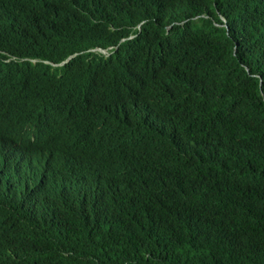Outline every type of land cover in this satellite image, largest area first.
Instances as JSON below:
<instances>
[{
  "label": "trees",
  "instance_id": "1",
  "mask_svg": "<svg viewBox=\"0 0 264 264\" xmlns=\"http://www.w3.org/2000/svg\"><path fill=\"white\" fill-rule=\"evenodd\" d=\"M34 99L115 158L90 209L0 193L19 264H264V0H0V112Z\"/></svg>",
  "mask_w": 264,
  "mask_h": 264
},
{
  "label": "clouds",
  "instance_id": "2",
  "mask_svg": "<svg viewBox=\"0 0 264 264\" xmlns=\"http://www.w3.org/2000/svg\"><path fill=\"white\" fill-rule=\"evenodd\" d=\"M111 49L97 47L92 51L108 57ZM72 59L45 64L62 68ZM114 158L113 146L102 141L97 129L63 126L45 111L40 99L11 113L0 112V193L16 201H25L31 195L45 202L76 203L90 209V179L73 178L68 172L84 165L99 174L110 172ZM0 209L4 211L1 205ZM6 220L4 211L0 218V264H19L28 247L9 232Z\"/></svg>",
  "mask_w": 264,
  "mask_h": 264
},
{
  "label": "bare ground",
  "instance_id": "3",
  "mask_svg": "<svg viewBox=\"0 0 264 264\" xmlns=\"http://www.w3.org/2000/svg\"><path fill=\"white\" fill-rule=\"evenodd\" d=\"M94 49V48H93ZM8 56H9V54H8ZM7 57V56H6ZM75 57V56H74ZM79 59V58H78ZM77 59V60H78ZM27 61V60H26ZM32 61V60H31ZM35 67V66H34ZM66 115V114H65ZM58 117V116H57ZM42 130H46V129H42ZM40 139H45V137L44 138H40ZM30 198V197H29ZM27 203V202H26ZM33 207V206H32ZM37 209V208H36ZM46 214V213H45ZM47 215V214H46ZM52 215V214H51ZM42 217V216H41ZM50 217V216H49ZM45 218V217H44ZM15 222V221H14Z\"/></svg>",
  "mask_w": 264,
  "mask_h": 264
}]
</instances>
